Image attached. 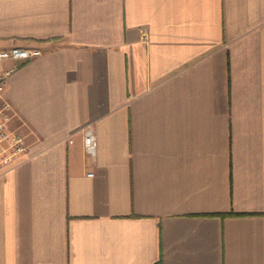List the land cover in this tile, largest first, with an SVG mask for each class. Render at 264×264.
Here are the masks:
<instances>
[{
  "label": "crops",
  "instance_id": "0c3cea01",
  "mask_svg": "<svg viewBox=\"0 0 264 264\" xmlns=\"http://www.w3.org/2000/svg\"><path fill=\"white\" fill-rule=\"evenodd\" d=\"M13 46L0 264H264V0H0Z\"/></svg>",
  "mask_w": 264,
  "mask_h": 264
},
{
  "label": "built area",
  "instance_id": "2783aa9c",
  "mask_svg": "<svg viewBox=\"0 0 264 264\" xmlns=\"http://www.w3.org/2000/svg\"><path fill=\"white\" fill-rule=\"evenodd\" d=\"M39 48H29L13 46L6 49H0V61L4 59H13L15 61H25L31 57L41 55ZM14 67L0 74V89L6 82L7 75ZM72 142V140H70ZM84 151L87 156L94 157L97 153V139L91 127L84 131ZM29 150L25 135L17 130H12L7 124L6 107L0 103V166L14 161L21 154Z\"/></svg>",
  "mask_w": 264,
  "mask_h": 264
}]
</instances>
